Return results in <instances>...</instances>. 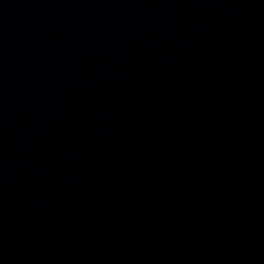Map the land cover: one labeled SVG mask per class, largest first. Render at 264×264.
I'll use <instances>...</instances> for the list:
<instances>
[{
	"label": "water",
	"instance_id": "95a60500",
	"mask_svg": "<svg viewBox=\"0 0 264 264\" xmlns=\"http://www.w3.org/2000/svg\"><path fill=\"white\" fill-rule=\"evenodd\" d=\"M0 264H264V0H0Z\"/></svg>",
	"mask_w": 264,
	"mask_h": 264
}]
</instances>
